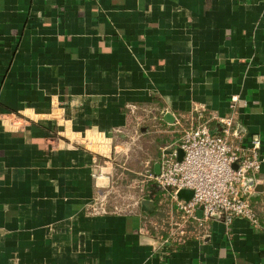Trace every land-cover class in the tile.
<instances>
[{
	"label": "crops",
	"instance_id": "1",
	"mask_svg": "<svg viewBox=\"0 0 264 264\" xmlns=\"http://www.w3.org/2000/svg\"><path fill=\"white\" fill-rule=\"evenodd\" d=\"M212 113L261 139L262 227L177 244L115 160L158 172ZM0 264H264V0H0Z\"/></svg>",
	"mask_w": 264,
	"mask_h": 264
},
{
	"label": "built area",
	"instance_id": "2",
	"mask_svg": "<svg viewBox=\"0 0 264 264\" xmlns=\"http://www.w3.org/2000/svg\"><path fill=\"white\" fill-rule=\"evenodd\" d=\"M178 124L182 125L179 139L159 146V171L145 166L142 173L149 188L161 192V200L170 202L167 238L182 244L191 236L207 233L213 220L229 229L237 217L261 228L252 205L254 177L262 161L260 137H253L247 145L236 141L239 132L233 115L201 114L187 126ZM217 124L220 130L214 132ZM179 149L183 151L181 159ZM181 190H190V198L181 197Z\"/></svg>",
	"mask_w": 264,
	"mask_h": 264
},
{
	"label": "rangeland",
	"instance_id": "3",
	"mask_svg": "<svg viewBox=\"0 0 264 264\" xmlns=\"http://www.w3.org/2000/svg\"><path fill=\"white\" fill-rule=\"evenodd\" d=\"M187 125H189V124H184V126H187ZM123 162L118 161V160H115V163H116L115 167H117V170L120 169L122 173H124V172H134L135 173V178H136V180L138 182H135L133 184H126V183H123V182H119L120 184L117 183V185H119V188H117V189L119 191H124V190H122L121 186H129L130 187V185H132L131 186L132 188L131 187H130L131 189L129 188L131 190V192L134 191L135 193H137L136 195H140L141 194V196H142L143 195V191H140V188L144 187V190L146 191V187L149 184V182H146V181L144 182V178L142 176V173L144 172V170L146 169V167L144 166L142 168H138V167L135 168L134 166L128 165L127 163L124 164ZM117 170H116V172H117ZM122 176H119V178L121 180H123L122 179ZM124 176H125V173H124ZM119 178H117V180H119ZM130 190H127V192L130 191ZM118 197L122 198V200L123 201H126V202H133L134 201V198H132V197H126L125 194L124 195L119 194ZM97 198L98 199H101L100 196L97 197ZM163 202H164L163 203L164 204L163 206H164V208L166 210V216L164 218L165 224H164L163 228H165V230L167 231V235H168L169 234V227H170L169 226V221H168L169 211H170V202H169V200H167V201L166 200H163Z\"/></svg>",
	"mask_w": 264,
	"mask_h": 264
},
{
	"label": "water",
	"instance_id": "4",
	"mask_svg": "<svg viewBox=\"0 0 264 264\" xmlns=\"http://www.w3.org/2000/svg\"><path fill=\"white\" fill-rule=\"evenodd\" d=\"M164 120L168 123H174L175 122V117L170 113V112H166L164 115ZM221 125H219L220 127ZM220 129L219 128H215L213 131L214 132H218ZM183 155V151L181 149H179L178 152V158L181 159ZM192 192L190 190H181L179 192V195L181 197L184 198H190ZM140 205L141 208L144 212H146L147 214H150L152 212H154L156 205H157V201L155 200L154 196L151 194L149 195V197H144L141 201H140Z\"/></svg>",
	"mask_w": 264,
	"mask_h": 264
},
{
	"label": "flooded vegetation",
	"instance_id": "5",
	"mask_svg": "<svg viewBox=\"0 0 264 264\" xmlns=\"http://www.w3.org/2000/svg\"><path fill=\"white\" fill-rule=\"evenodd\" d=\"M156 194H158V196H162V193L161 192H157L156 191Z\"/></svg>",
	"mask_w": 264,
	"mask_h": 264
},
{
	"label": "trees",
	"instance_id": "6",
	"mask_svg": "<svg viewBox=\"0 0 264 264\" xmlns=\"http://www.w3.org/2000/svg\"><path fill=\"white\" fill-rule=\"evenodd\" d=\"M252 205H253L254 209H256V206H255V204H254V202H253V201H252Z\"/></svg>",
	"mask_w": 264,
	"mask_h": 264
}]
</instances>
